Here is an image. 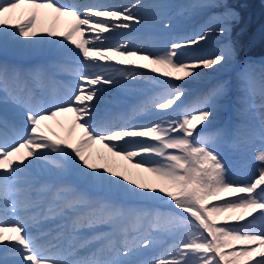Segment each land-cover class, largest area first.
<instances>
[{
  "label": "snow or ice",
  "instance_id": "6c2138e0",
  "mask_svg": "<svg viewBox=\"0 0 264 264\" xmlns=\"http://www.w3.org/2000/svg\"><path fill=\"white\" fill-rule=\"evenodd\" d=\"M21 6L22 22L12 23L13 14ZM45 10L55 20L69 18L68 30H38ZM131 20L141 23L127 8L121 11L85 5L80 10L57 0H0V37L13 35L32 46L44 43L46 36L60 43L64 48L61 54L69 59L82 56V61L54 62L49 68L38 66L26 77L13 72L9 79L7 71L0 69V91L25 109L26 123V127L17 129L6 120L0 121V205L16 217L12 221L0 218V245L18 255L21 264H264V150L255 157L260 165L258 177L246 184L230 180L227 165L215 146L229 135H236L241 142L244 138L239 131L231 133L226 128L205 134L210 118L227 94V84L221 83L184 104V90L169 83L195 79L200 75L197 69L216 70L227 64L235 55L227 45L202 59L178 58L182 55L180 49L198 45L213 33L224 35L227 29L209 28L189 41L174 42L156 52L132 47L128 41L105 46L109 37L103 34L129 29L131 25L122 21ZM60 36L62 41L52 39ZM67 44L77 51L67 48ZM63 73L79 81L68 100L49 104L36 95L37 89L43 91L45 77ZM119 79L163 85L133 113L154 111L159 113L157 120L122 127L95 122L92 102H99L101 92L97 86H114ZM245 84L250 106H255L259 94L260 107L264 108V84L259 93L250 77ZM67 113H72L74 119L66 138L51 130L45 132L44 122ZM77 128L81 134L73 143ZM9 131L16 137L11 142ZM260 134L264 135V122ZM96 143L104 145L113 156L131 162L134 168L151 173L157 183L137 182L110 167L90 162L91 156L85 152ZM74 171L78 184L67 180ZM41 176H54L55 182ZM90 187L118 193L129 201L167 198L179 211L151 210L113 198L94 197ZM208 201L220 203L209 207ZM101 227L108 231H97ZM88 232L91 235H86ZM169 239L174 242L160 255L139 258ZM84 250L87 254L80 255Z\"/></svg>",
  "mask_w": 264,
  "mask_h": 264
},
{
  "label": "bare ground",
  "instance_id": "6f19581e",
  "mask_svg": "<svg viewBox=\"0 0 264 264\" xmlns=\"http://www.w3.org/2000/svg\"><path fill=\"white\" fill-rule=\"evenodd\" d=\"M181 1L182 0H176V2H181ZM126 3L130 4V8L133 10L134 13L141 11L147 18L150 17L154 20L158 19L159 15L163 13L165 10H167L168 8H171L168 4L164 3L162 0H127ZM23 9H24V6H21V9L16 10V12L13 14V19L11 21L12 23L22 22L21 12ZM204 11H205L204 8H199L198 10L195 11L193 18H197V15H200ZM189 19L190 18L188 17H186L185 19H181L180 22L182 25L178 27L176 26L175 27H168V26L160 27L158 25H152L147 21H142L141 26L131 31L129 34V37H131L136 44L141 40L145 41V43L139 47L142 50L156 52V51H159V47H160L159 44L164 39L170 38L171 36H173L179 31L190 29ZM69 25H70L69 18L63 17V18H60L59 20H55L52 17V15L48 14L47 11L45 10V13L42 15L41 20L37 24V28L38 30H42L44 32H46L50 28H54V30L63 33L68 30ZM12 37L14 36L7 35L5 41H0L2 42L0 43V46L5 49H8L9 53H15L18 49L19 51L23 49L26 51L25 53H23V55L28 54L29 56H32L33 58H35L34 57L35 55H40V53L44 52L46 49L47 53H45V56H47L49 53L55 54L54 51H52L54 43L51 42V40L47 38L46 36L44 37L45 42L39 44V47L37 48H34L37 45L29 46L27 42H23L21 39L13 40ZM52 39L56 41H62L63 37L60 36V37H56ZM130 46L134 47L132 43H130ZM67 48L73 49L74 52L77 51L74 49V46L71 44H67ZM55 49L57 50L59 54L64 52V48L62 47L60 43H56ZM63 57L64 59L60 58L61 59L60 61L62 63L82 61V56L71 57V59L66 57V55H63ZM114 66L123 68V65H114ZM124 66H127V65H124ZM90 71H98V70H90ZM197 71L200 73V75L196 77L195 79H193L192 77H188L183 81H177V82L187 83L189 85L195 84L198 86L199 85L198 83H202V82L207 83L209 79L212 78L215 74L224 72V69L222 70V67H218L216 70L201 68V69H197ZM210 71H212L213 74L210 73ZM215 71H217V73H215ZM157 79L169 80V78H160V77H157ZM169 81H175V80H169ZM49 84L50 83L47 84V82H45L44 86L47 87L49 86ZM120 84L115 85L114 87H112V89H106L98 93L99 96L105 95V96L112 98L114 101L118 100L116 105L112 106L111 108L103 109L102 107L103 103L100 98H99V102H97L96 99L93 100L92 103L95 105V108L93 110V117L95 118V122H97L98 120L107 121L111 116L117 113L123 114L124 112L134 110L135 105H141L144 102L143 96H145L146 93H148V97H151L155 95L163 86L160 84L152 83V85H155V86L149 88L147 92L129 95V93L133 92V87L135 86L134 85L135 83L128 84V85L126 83H123L124 85L119 86ZM192 88L194 89L195 86ZM111 90L112 92H110ZM182 99L184 102L187 101L189 99L188 94L185 93V96L182 97ZM223 114H224L223 111H218L215 114V117L219 120L223 116ZM85 118L87 119L88 117H85ZM158 118H159V113H156L153 111V112H148L146 116H140V115L133 116L131 118L130 123L131 124L134 123V126L147 125V124H151ZM60 119L63 121L62 122L63 132H59L57 135L60 137L66 138L68 135V130L71 127L72 120L74 119V116L72 113H67L64 116H61ZM205 124H208V123H205ZM78 137L79 136L77 134L74 138L72 137V142L74 143V139H77ZM126 139H129V138H126ZM135 139H141V138H135ZM120 143H123V142H120ZM101 151H103V154H99ZM85 155L91 156L90 162L100 165V166L110 167L113 170L118 171L123 175H127L129 179H133L141 183H144V182L157 183L156 177H154L151 173L145 172L142 169L134 168L131 162L124 160L123 158L119 156H113L112 153H110L104 147V145L99 146L94 151V153H86ZM74 173L75 171L73 172V174ZM34 174H38V173L34 172ZM42 179H48V180H52L53 182H55L54 176H43ZM88 190L90 194L94 197L113 198L126 205L131 204L133 206L151 209V206H149L148 204H144V203L155 202L158 204L159 210L165 211L167 209L164 201H140V200L129 201L123 196H121L120 194L115 193V192H112V193L108 192L109 194H106L103 189H99L95 187H90ZM4 214H5V219L4 218L3 219L6 221H12L16 219V217H14L11 211L8 209L5 210ZM172 243L173 242L170 239L166 241L165 244L164 242L159 243L155 247H153L151 250L146 251L145 255L139 258L147 259V258L156 257L160 255L162 252H164L165 249L169 247ZM3 248H4V245H0V259L7 261V257L15 253L11 251L3 250ZM11 262H14V261H11Z\"/></svg>",
  "mask_w": 264,
  "mask_h": 264
},
{
  "label": "rangeland",
  "instance_id": "374dc122",
  "mask_svg": "<svg viewBox=\"0 0 264 264\" xmlns=\"http://www.w3.org/2000/svg\"><path fill=\"white\" fill-rule=\"evenodd\" d=\"M104 1H105V3L110 2V4L111 3H113V4L117 3V0H104ZM167 1L171 3L173 0H167ZM211 1L212 0H187L184 4H182L181 6L178 7V11L175 12L174 16H179V17H183L185 15L191 16L193 10L197 9L198 7H205V9L208 8L209 10L206 9V11L203 14H201V16L199 18L201 23L204 24V27H203V28H205L204 31H207V29H209V28H214V29L226 28L227 30H226L224 36L218 35L217 41H214L213 35H209L208 39L206 41H201L198 45H193V47H192L193 52H190V53L189 52H183L182 53L180 51L182 53V55L180 56L179 59L184 60V61L185 60L202 59L204 57L214 55V54H216L222 50L221 47L223 46L224 41L229 36L228 28L222 22V20L218 19V17L214 18V15H213L214 13L212 11L213 7H206L205 6V5H208L209 2H211ZM236 4H245V3L241 2L240 0H233V4H232V2L230 0H219V2L217 4H215V5H217L215 7L219 10L217 15L219 17H221V14H222L224 18L221 17V19H223V20L226 19L227 23H231L232 21H234V19L231 18L233 16H226L225 13L226 12L234 13L235 14L234 17L238 18L239 10H238ZM223 5H226L227 7H224ZM196 27L198 28L199 26L197 25ZM194 34L200 35V33L197 32L195 29L191 33L192 39L194 38L193 37ZM0 50H2V48H0ZM257 62L259 63L258 65H260L262 67L261 70L257 67V69H258L257 72L264 73V59L263 60L259 59ZM233 63H237V60L232 58L228 62V65L230 66V70L228 72L226 71V73H224L223 75H220V76L216 75L211 80V82L209 84L204 86L199 91L198 94L196 93L197 96L208 92L209 90L213 89L214 87H216L217 85H219L221 83H226L227 84V94L224 97V99L221 101V103L227 102V101H229V99H231V101L233 102V98L235 99L234 96L246 97V96H244V92L241 90L244 86L241 84V82H239L240 78H239V76L236 75V72H235L237 67L235 66L234 70L232 68ZM222 70H223V67H222ZM215 73H217V71H215ZM222 78H224L225 80L223 82H220V81H222L221 80ZM176 86L182 88L185 93L190 90V88L188 86H183V85H176ZM241 103L246 104L248 102L246 100L242 99ZM261 103H262V100H261L259 94H257L255 97V107L256 108L254 110H249V111L251 112L252 115L257 114L259 116V114H260L259 119H261L260 121L262 124V122H264V108L260 107ZM225 106H226L225 104H221L219 109L222 108L223 110H225L224 109ZM234 110L236 113V122L234 123V126L229 125L230 132L233 131V129H235V132L239 131V133L249 135L250 131L253 128L259 127L257 121L254 120L251 116H248L247 114L243 113L240 110V108L235 107ZM210 119H211V124H209L207 126V128L205 129V134L215 133L219 129H224V128L227 129L226 125L220 124L218 121H215L214 116L211 117ZM241 126H243V127H241ZM200 127H202V126L200 125ZM260 129H261V127H260ZM260 129L258 131H256V134H259L261 136V138H262V150H264V135L260 134ZM227 138L223 142L218 143L215 146L216 150L220 153L221 157L224 155V152L226 151V149L228 148V145H229ZM238 152L243 153V155L246 156V158L248 160V163H245L246 167H248L249 165L253 166L250 168L251 171H254V167L259 168V166H260L259 163H255L256 153L252 149H247V151H238ZM222 159L225 162L224 157H222ZM255 172L258 174V172L256 170H255ZM229 179L236 182L237 184H246V183H250L253 181V180H250V182H249L246 177H242V178L239 177V178H233V179L229 178ZM165 200L167 201V198H165ZM212 203H220V201H208L207 202L209 207L211 206ZM178 211L179 210H177V212ZM181 214L184 215L183 213H181ZM249 219H251V217H249Z\"/></svg>",
  "mask_w": 264,
  "mask_h": 264
}]
</instances>
